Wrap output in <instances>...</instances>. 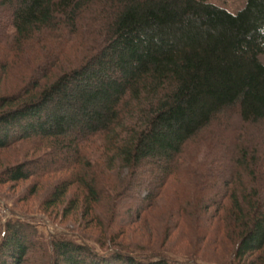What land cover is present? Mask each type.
Here are the masks:
<instances>
[{
    "label": "trees",
    "instance_id": "1",
    "mask_svg": "<svg viewBox=\"0 0 264 264\" xmlns=\"http://www.w3.org/2000/svg\"><path fill=\"white\" fill-rule=\"evenodd\" d=\"M230 112L239 128L210 138ZM260 126L264 0L237 12L212 0H0V151L41 153L0 182L60 176L47 210L77 187L67 216L107 200L126 229L174 186L176 227L206 226L201 242L233 248L218 261L187 249L170 259L166 244L126 247L104 231L108 246L89 239L99 252L85 239L39 244L31 225L10 221L0 264H264Z\"/></svg>",
    "mask_w": 264,
    "mask_h": 264
},
{
    "label": "rangeland",
    "instance_id": "2",
    "mask_svg": "<svg viewBox=\"0 0 264 264\" xmlns=\"http://www.w3.org/2000/svg\"><path fill=\"white\" fill-rule=\"evenodd\" d=\"M212 2L232 12H237L245 6V0H212ZM18 73V70L15 71L10 78L11 80L6 84L10 90L18 85L16 79ZM221 120L222 122L213 126L209 137L212 134L220 133L226 136L229 133L233 135L234 128L240 126L239 119L233 115V112L223 116ZM227 122L229 124H226ZM222 123L224 124L221 125ZM260 129L263 130L264 126H260ZM39 155L41 153L35 155L33 151L31 152L28 144L0 151V177L8 167L36 159ZM59 181L60 176H45L18 183L0 182V240L5 233L7 223L12 221L31 225L35 229L36 242L39 244H47L54 238L70 239L77 242L85 239L99 252H102L103 248L93 239L100 240L102 238L105 240V245L108 246L110 244L109 239L103 238L104 231H108L111 236H117V244L126 247L137 244L139 249L154 246L156 250H161L163 244H166V256L170 259L180 258L174 253L180 251L177 252L178 254L187 249L192 253H204L206 258L211 261H218L217 254L227 255L233 249L228 241L210 245L201 242L203 232L208 228L206 226L200 228L193 222L194 225L191 226V229L182 223L176 227L175 223L179 217L173 215L174 210L180 208V201L174 195L176 194L173 192L175 191L174 186L169 189L164 199L159 200V208L153 210V217H148L144 226L138 222L126 229L124 226L129 220L126 217L120 218L118 215L119 208H115L114 204L107 202V200L97 208L98 212L92 213L86 218L81 211L82 207L76 212L69 210L70 215L67 216L66 207L69 200L79 196L77 187L71 190L65 204L47 210L44 202ZM110 181H106L105 184L110 185ZM220 235L224 236L223 233ZM90 238L93 239L89 240ZM210 240L213 241L215 238ZM263 258L264 252L258 254L257 259L259 261H263ZM37 261H41L40 257ZM34 262L36 263L35 260L32 261V263Z\"/></svg>",
    "mask_w": 264,
    "mask_h": 264
}]
</instances>
